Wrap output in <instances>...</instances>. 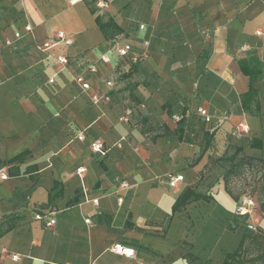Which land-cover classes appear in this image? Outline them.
Listing matches in <instances>:
<instances>
[{
	"label": "crops",
	"instance_id": "crops-1",
	"mask_svg": "<svg viewBox=\"0 0 264 264\" xmlns=\"http://www.w3.org/2000/svg\"><path fill=\"white\" fill-rule=\"evenodd\" d=\"M58 31L73 43L43 51ZM115 43L132 51L118 57ZM252 58L262 73L244 108ZM91 65L86 92L75 78ZM229 144L264 160V0H0V220L16 224L0 264H224L245 234L209 167ZM187 187L211 199L173 213Z\"/></svg>",
	"mask_w": 264,
	"mask_h": 264
},
{
	"label": "trees",
	"instance_id": "trees-1",
	"mask_svg": "<svg viewBox=\"0 0 264 264\" xmlns=\"http://www.w3.org/2000/svg\"><path fill=\"white\" fill-rule=\"evenodd\" d=\"M100 23V20H99ZM113 25L110 20L106 26ZM105 29V25H101ZM242 71L250 77V88L247 94L242 96L243 107H247V99H251L257 95V90L253 87L258 74L262 73L260 63L256 58L245 60L242 62ZM206 145L200 157L205 153L214 139V132H204ZM184 140L181 136V141ZM243 148L229 144L225 153L216 159V163L221 168L226 169L223 175V181L227 193L235 200L239 201V195H235L231 188L232 179L236 176L246 175L247 172L252 173L256 180L257 175L262 173L261 177L253 183L254 191L264 195V160L248 157L244 154ZM200 157L197 159L199 160ZM211 198L205 194L197 192L195 189L187 187L177 198L173 213L180 212L186 205L198 200H210ZM16 226L14 220L5 218L0 220V238L11 231ZM224 264H264V229L257 227L256 232H245L237 249L233 253L227 254Z\"/></svg>",
	"mask_w": 264,
	"mask_h": 264
},
{
	"label": "built area",
	"instance_id": "built-area-1",
	"mask_svg": "<svg viewBox=\"0 0 264 264\" xmlns=\"http://www.w3.org/2000/svg\"><path fill=\"white\" fill-rule=\"evenodd\" d=\"M82 0H68L70 5H75L79 2H81ZM141 29L145 28L144 25L140 26ZM26 31L30 32L32 30L31 26H26L25 27ZM17 38L20 37V33H16L15 35ZM62 42L65 45H71L73 43V39L66 35V33L64 31H58L56 34V37L54 40H48L46 42H44L43 44H41L40 48L43 51H48L50 50L56 43ZM149 42H145V45H148ZM113 49L115 54L118 57H125L127 56L131 51H132V46L130 44H120V43H115L113 45ZM57 61L62 64L63 66H67L69 64V59L67 57H65L64 55H58L56 56ZM102 61L104 62H110V56L109 55H104L102 56ZM135 61H137L135 59ZM96 72V67L94 65H91L87 68V70H85L84 74H80L77 75L75 78V81L77 82V84L82 88V90L84 91H88L91 89L92 85L90 82V74H93ZM54 80H50V82L52 83ZM108 87H113V81H108L106 82ZM92 101L94 103H99L102 100H109L110 97L108 96V94L106 93H94L92 96ZM199 113L203 116H206L207 113L205 110L200 109ZM206 119L208 120V118L206 117ZM84 139V134L80 133L78 135V140H83ZM119 147H121L120 144H118ZM91 148L93 150V152H100V153H105V147H104V143L101 140H95L92 144H91ZM78 173H84L86 171V169L84 167H80L78 168ZM3 177L6 176V174H2ZM184 176L182 174H178L176 176H171L170 180H169V185L171 188H176L179 186L180 183H182L184 181ZM122 187L123 188H127L129 187V184L127 182H123L122 183ZM119 202H122V198L119 199ZM93 203L95 205L98 204V200L95 199L93 200ZM242 207H239L238 211H237V215H246L250 212V208H252V210L254 209V205L252 204V201H244L242 204ZM43 215L42 214H37L36 215V219L37 220H42L43 219ZM87 223H90V220H86ZM56 223L55 219H48L47 221V226L51 227ZM111 250L118 255H122V256H127V257H132L133 256V252L134 250L131 248H125L123 245L121 244H115L114 246H112ZM14 259H17L16 256H14Z\"/></svg>",
	"mask_w": 264,
	"mask_h": 264
},
{
	"label": "rangeland",
	"instance_id": "rangeland-1",
	"mask_svg": "<svg viewBox=\"0 0 264 264\" xmlns=\"http://www.w3.org/2000/svg\"><path fill=\"white\" fill-rule=\"evenodd\" d=\"M217 156H211L209 158V167H219V174L212 173L211 177H219L221 173H225L226 169L220 167L216 163ZM262 173L257 175L256 180L261 177ZM204 177V175H203ZM253 178L252 173L247 172L246 175L236 176L232 179L231 188L235 195H239V207H242V203L245 201H252L255 206L254 209L250 208V212L246 215H236L239 218V222L245 228V232L251 233L256 232L259 222H264V195H261L253 189V183L256 182Z\"/></svg>",
	"mask_w": 264,
	"mask_h": 264
}]
</instances>
